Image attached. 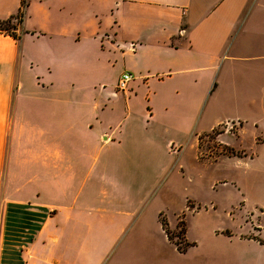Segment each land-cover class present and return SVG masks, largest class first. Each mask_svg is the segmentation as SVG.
Here are the masks:
<instances>
[{
  "label": "crops",
  "instance_id": "1",
  "mask_svg": "<svg viewBox=\"0 0 264 264\" xmlns=\"http://www.w3.org/2000/svg\"><path fill=\"white\" fill-rule=\"evenodd\" d=\"M101 2L0 0V20L22 9L17 36L28 28L45 33L42 43L31 36L21 44L20 37L0 33V264H150L152 252L138 246V238L116 241L119 238L111 237L112 241H106V237H91L86 246L85 237L79 236L72 238L76 244L72 253L68 245L71 238L67 237L65 245L59 247L51 196L55 178L65 180L78 173L86 152L95 150L97 142L105 158L126 156L129 141L136 159L156 156L154 147L160 137L172 142L176 133L194 121L221 58H228L232 65L247 60L238 53L240 48L228 55L242 20L248 16L264 18V0H115L126 37L125 52L132 55L133 79L123 94L110 90L109 95H123L130 103L141 94L147 109H127L109 134L102 130L108 126L104 109L84 91L90 74L76 58L75 52L84 49L71 31L76 29L79 36L78 27L88 7L95 5L96 9ZM46 56H59L65 63L50 71V88L44 92L47 105L42 106L37 98L42 92L32 89L31 67L27 71L25 66ZM258 143L264 145V140ZM59 188L63 196L70 193L64 186ZM78 192L57 207L63 222H81L83 189ZM199 208H194V213ZM156 213L161 229L162 224L169 226L162 210ZM227 216L234 221L232 212ZM228 230L222 237L244 243L243 235L234 236ZM162 231L160 238L172 248L169 255L174 264H222L213 254L198 251L202 240L221 235L217 231L191 238L185 229L183 247L175 243L176 237ZM248 238L251 245L264 246V241ZM76 253L75 261L72 255ZM248 255L264 264V253ZM243 256L234 255L227 264H242Z\"/></svg>",
  "mask_w": 264,
  "mask_h": 264
},
{
  "label": "rangeland",
  "instance_id": "2",
  "mask_svg": "<svg viewBox=\"0 0 264 264\" xmlns=\"http://www.w3.org/2000/svg\"><path fill=\"white\" fill-rule=\"evenodd\" d=\"M114 3L102 0L96 9L95 5L88 7L78 27L80 35L76 29L71 30L84 49L75 52L76 58L90 74L84 91L104 109L108 126L102 130L109 134L127 109H147L141 94L130 103L123 95H109L123 71L133 72L132 55L125 52L126 37ZM248 17L239 25H243L240 32L233 35L234 45L228 54L240 48L238 53L247 60L232 65L228 58H221L194 121L176 133L172 142L160 137L154 147L156 156L136 159L129 141L126 156L105 158L97 142L95 150L86 152L78 173L65 180L55 178L51 196L59 247L65 245L67 237L71 238L68 245L72 253L76 251L72 238L79 236L85 237L86 246L91 237H106V241H112L111 237L119 238L116 241L138 238L141 242L137 245L152 252L150 264H174L169 255L172 248L160 238L164 232L156 210L161 209L169 225H164L165 229L181 247L185 246V229L191 238L217 231L221 235L215 240H202L198 251L213 254L222 264L231 263L235 257L229 258L240 253L245 254L240 263L259 264L248 254L264 253V246L251 245L248 237L264 241V145L258 143L264 140V18ZM28 29L20 33V44L31 36L35 42H43V30ZM30 63L25 68L28 71L31 67L32 89L42 92L37 98L46 106L44 92L53 77L50 71L62 68L65 61L59 56H46ZM58 186L70 193L61 195ZM80 189V203L85 205L81 222H63L57 207L65 203V198L78 196ZM194 208L199 210L194 213ZM230 212L234 221L227 216ZM225 229L234 236L243 235L244 243L222 237ZM72 256L76 261L77 253Z\"/></svg>",
  "mask_w": 264,
  "mask_h": 264
},
{
  "label": "trees",
  "instance_id": "3",
  "mask_svg": "<svg viewBox=\"0 0 264 264\" xmlns=\"http://www.w3.org/2000/svg\"><path fill=\"white\" fill-rule=\"evenodd\" d=\"M22 19H20V15L17 13L15 15H12L6 19L0 20V33H4L7 35H10L11 37L15 39H19V36H17L16 30L18 29V25L21 24ZM163 225V229L165 233L169 236H171ZM176 244H179V241H175Z\"/></svg>",
  "mask_w": 264,
  "mask_h": 264
},
{
  "label": "built area",
  "instance_id": "4",
  "mask_svg": "<svg viewBox=\"0 0 264 264\" xmlns=\"http://www.w3.org/2000/svg\"><path fill=\"white\" fill-rule=\"evenodd\" d=\"M20 15V19H22V9L19 11L18 13ZM130 49H133V46L130 47ZM133 79V75L128 72V71H124L122 72L116 83L114 86V94H118V93H124L127 90V85L128 83Z\"/></svg>",
  "mask_w": 264,
  "mask_h": 264
},
{
  "label": "flooded vegetation",
  "instance_id": "5",
  "mask_svg": "<svg viewBox=\"0 0 264 264\" xmlns=\"http://www.w3.org/2000/svg\"><path fill=\"white\" fill-rule=\"evenodd\" d=\"M199 207V206H198Z\"/></svg>",
  "mask_w": 264,
  "mask_h": 264
}]
</instances>
